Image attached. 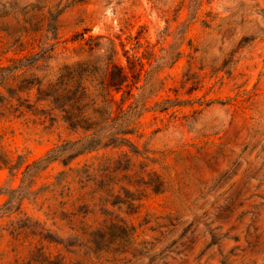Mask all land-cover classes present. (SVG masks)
I'll return each instance as SVG.
<instances>
[{"label": "rangeland", "instance_id": "1", "mask_svg": "<svg viewBox=\"0 0 264 264\" xmlns=\"http://www.w3.org/2000/svg\"><path fill=\"white\" fill-rule=\"evenodd\" d=\"M113 48L132 146L24 189L28 164L83 136L33 80L84 69L93 92ZM2 147L21 167L0 166V264H264V0H0Z\"/></svg>", "mask_w": 264, "mask_h": 264}, {"label": "trees", "instance_id": "2", "mask_svg": "<svg viewBox=\"0 0 264 264\" xmlns=\"http://www.w3.org/2000/svg\"><path fill=\"white\" fill-rule=\"evenodd\" d=\"M96 39L90 37L85 40L84 46L86 48L83 47V49L93 52L97 48ZM112 50L113 54L108 62L105 78L102 83L94 86L93 92L83 82L84 69L81 71L73 68L68 74L62 76L61 82L51 84V86H46L39 78L33 80L32 85L33 88H37L38 101L49 100L52 103L51 110L47 114L43 112V114H46L45 117L52 116L53 111H59L64 122L68 123L69 128L75 132L82 131L83 136L76 141L67 142L50 150L44 157L28 164L23 178V183L28 181V184L25 187L23 186L24 189L28 190L34 176L52 162L69 163L77 156L85 152H91L101 146H132L129 135L138 132L139 115L135 106L125 107V97L121 101L116 98V93L120 92L123 87L126 73L124 67L115 62L116 51L115 48ZM40 58L42 57L34 60L32 65L36 66ZM114 71H118V74ZM52 120L56 121L54 117H52ZM0 166L10 167L13 170L19 169L21 163L13 164L12 158L2 147L0 148ZM62 177H58L57 184L52 185L60 186L63 182ZM35 195H37V192ZM12 201L11 196L7 206L1 209L5 211L13 209ZM117 223V227L126 233H131L133 230L121 219ZM40 235H42V232ZM48 264L67 263L62 259H58L57 261L49 260Z\"/></svg>", "mask_w": 264, "mask_h": 264}]
</instances>
